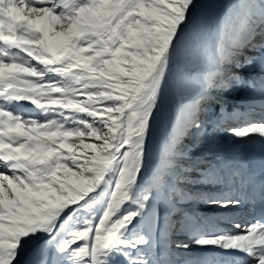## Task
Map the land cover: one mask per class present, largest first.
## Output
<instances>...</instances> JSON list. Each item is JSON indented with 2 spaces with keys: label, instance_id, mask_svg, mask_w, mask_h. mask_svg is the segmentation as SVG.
Instances as JSON below:
<instances>
[{
  "label": "snow or ice",
  "instance_id": "1",
  "mask_svg": "<svg viewBox=\"0 0 264 264\" xmlns=\"http://www.w3.org/2000/svg\"><path fill=\"white\" fill-rule=\"evenodd\" d=\"M247 144L264 0H0V264H264Z\"/></svg>",
  "mask_w": 264,
  "mask_h": 264
},
{
  "label": "rangeland",
  "instance_id": "2",
  "mask_svg": "<svg viewBox=\"0 0 264 264\" xmlns=\"http://www.w3.org/2000/svg\"><path fill=\"white\" fill-rule=\"evenodd\" d=\"M224 102L231 108L232 106H244L245 105V98H244V94H241L239 96H229V97H225L224 98ZM249 146V144L244 146V150L246 152V154L251 158V154L249 152V148H247ZM240 216L244 217V218H248L249 212H248V208H243L240 210ZM194 255L196 256H200V257H207L209 259H211V252H203V251H197L194 252Z\"/></svg>",
  "mask_w": 264,
  "mask_h": 264
},
{
  "label": "bare ground",
  "instance_id": "3",
  "mask_svg": "<svg viewBox=\"0 0 264 264\" xmlns=\"http://www.w3.org/2000/svg\"><path fill=\"white\" fill-rule=\"evenodd\" d=\"M247 148H249L251 158L256 160V161H259L261 156L264 155V147H262L259 144H249V146ZM259 208H260V206H259ZM255 211H256V209H255Z\"/></svg>",
  "mask_w": 264,
  "mask_h": 264
}]
</instances>
